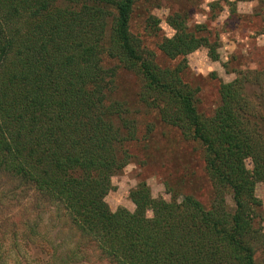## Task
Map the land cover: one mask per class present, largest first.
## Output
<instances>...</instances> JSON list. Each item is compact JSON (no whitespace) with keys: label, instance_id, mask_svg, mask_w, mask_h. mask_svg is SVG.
I'll return each mask as SVG.
<instances>
[{"label":"trees","instance_id":"1","mask_svg":"<svg viewBox=\"0 0 264 264\" xmlns=\"http://www.w3.org/2000/svg\"><path fill=\"white\" fill-rule=\"evenodd\" d=\"M135 1L0 0V175L60 206L77 234L68 256L49 245L46 259L29 258L87 264L94 253L110 264H256L243 238L256 232L253 189L264 184V141L249 132L244 113L230 108L232 84L220 86L213 116L199 119L181 70L161 68L132 36ZM168 23L174 35L158 47L167 59L184 62L204 45L216 58L183 18ZM104 59L135 71L140 107L201 145L213 190L209 207L191 195L155 199L141 183L129 194L132 212L110 210L111 178L131 162L125 145L137 131L130 109L112 97L116 73L103 68Z\"/></svg>","mask_w":264,"mask_h":264},{"label":"rangeland","instance_id":"2","mask_svg":"<svg viewBox=\"0 0 264 264\" xmlns=\"http://www.w3.org/2000/svg\"><path fill=\"white\" fill-rule=\"evenodd\" d=\"M249 4L253 5L251 10ZM177 15L185 20L190 33L208 40L215 59L205 45L188 54L184 62L163 56L158 47L174 35L168 19ZM107 24L110 25V20ZM129 30L140 49L146 55H153L157 65L181 70L182 81L192 88L200 120L212 117L221 105L220 86L232 84L230 108L244 113L249 132L255 139L264 141V40L261 39L264 0H136ZM102 64L105 70L115 71L112 97L130 109V119L135 121L137 131L136 139L125 145L132 156L131 162L111 178L112 190L105 197L110 210L132 212L134 205L129 194L141 183L155 199L181 201L191 195L209 207L213 190L201 145L162 123L156 113L139 106L136 94L141 82L135 71L121 69L116 60L104 59ZM241 129L247 136V124ZM244 165L247 171H252L250 158L245 159ZM253 194L260 202L254 209L252 223L256 232H251L254 236L245 234L243 240L253 248L255 263L264 264L262 182L254 184ZM225 201L232 212L235 206L231 196L226 195ZM63 212L60 206L28 185L0 175V264H33L30 256L46 259L49 245L68 256L77 234ZM18 251L19 258L15 256ZM88 261L87 264H110L94 253Z\"/></svg>","mask_w":264,"mask_h":264},{"label":"clouds","instance_id":"3","mask_svg":"<svg viewBox=\"0 0 264 264\" xmlns=\"http://www.w3.org/2000/svg\"><path fill=\"white\" fill-rule=\"evenodd\" d=\"M241 7L243 8L244 5H241ZM247 7H248L249 10H251V8L253 7V5L249 4V5H247ZM261 39L264 40V37H262ZM225 59H226V57H225ZM209 70H211V69H209Z\"/></svg>","mask_w":264,"mask_h":264}]
</instances>
